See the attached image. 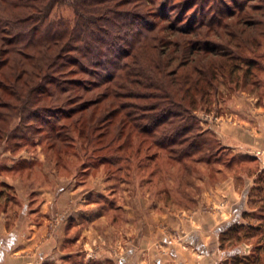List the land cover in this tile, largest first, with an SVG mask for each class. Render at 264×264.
<instances>
[{"label": "trees", "instance_id": "16d2710c", "mask_svg": "<svg viewBox=\"0 0 264 264\" xmlns=\"http://www.w3.org/2000/svg\"><path fill=\"white\" fill-rule=\"evenodd\" d=\"M234 3L237 10L226 0H0V147L5 140L30 139L19 135L14 121L64 113L78 115L67 132L74 129L99 148L125 147L131 124L170 159L203 151L210 139L194 131L193 111L217 100L222 86L232 88L235 76L237 86L242 80L258 86L263 79L264 0ZM63 6L72 8V17L58 14ZM168 6L188 21L179 24ZM90 91L94 95L84 100ZM49 126L48 149L64 160V127ZM237 156L256 164L251 155ZM226 230L258 239L255 255H237V264H264V224L237 222Z\"/></svg>", "mask_w": 264, "mask_h": 264}, {"label": "rangeland", "instance_id": "374dc122", "mask_svg": "<svg viewBox=\"0 0 264 264\" xmlns=\"http://www.w3.org/2000/svg\"><path fill=\"white\" fill-rule=\"evenodd\" d=\"M226 2L229 8L237 10L234 0ZM172 9L168 6L170 14L181 20V14ZM193 11H188V17ZM58 14L72 17L73 10L63 6ZM187 21L185 17L179 24ZM164 34L170 35L169 32ZM258 76L263 78L258 86L256 83L247 85L243 80L237 86L235 76L232 88L222 86L217 100L210 106L193 111L197 118L194 120V131L204 130L210 141L203 151H194L192 153L195 154L186 159L179 153L180 159H170L168 151L155 146L148 134L140 133L139 137V132L131 124L127 126L126 133L133 134L125 147L119 149L115 144L107 149L96 147L93 142L89 144L84 138H77L74 129V133L67 132L69 123L76 120L77 114L67 118L64 113L60 116L52 113L46 114L48 118L45 120L14 121L12 126H19V135L28 134L30 139L5 140L0 147V216H6L11 228L30 229L29 214L33 213L35 225L32 232L38 233L34 241L41 244L47 231L52 230V234L55 232L49 224H39L42 215L49 211L50 215L53 214L50 221L57 224L61 208L75 195L82 209L98 212L96 217L92 214L90 221L83 220L80 228L82 234L89 235V243L98 245V248L92 249V258L98 261L92 264H127L124 259H120L122 254L125 257L134 254V257L139 258L142 253H146L147 256L151 241L164 243L168 240L174 241L173 245L178 249L193 251L199 260L203 255L194 244L199 247L196 240L200 232H204L207 239L220 244V250H216L218 254L212 255L218 264H237V255H255L253 251L257 237L248 239L243 232V237L239 238L237 231L230 233L226 229L230 225H237V222L247 226L264 224V168L237 156L233 149L224 150L225 144L219 141L214 130H207L204 120L208 119V115L217 118L224 116L228 120L233 117L237 104L242 107L249 104L250 100L254 106L256 103L258 107H264V73L259 71ZM74 77L87 79L88 76L78 74ZM93 95V91H90L84 100ZM92 110L94 117L100 114L98 109ZM214 117L211 122L217 124L218 120ZM54 123L64 127L62 139L68 138L64 140V145L68 146L66 152L69 156L64 160L59 159L60 155L53 156L48 149L46 132L49 125ZM27 125L32 127L27 128ZM96 125L102 123L99 121ZM102 130L93 134L97 135ZM141 140L145 142L141 143ZM256 155L262 156L261 151ZM198 157H209L213 162L198 165L193 162ZM57 159L61 161L57 163ZM184 163H187V169L183 167ZM163 167L164 170L159 169ZM220 168L221 171L218 170ZM247 174L254 176L248 185L245 180ZM193 178L198 179L191 181ZM199 178L204 181H199ZM173 181L177 182L173 184ZM245 189H248L247 193H244ZM58 196L61 198L60 203L57 201ZM86 196L91 203L86 202ZM243 198L248 200L247 212L250 213L251 209L253 214L244 215L243 219L237 221V205ZM219 199H226L223 200L226 206ZM121 227L124 228L123 233L118 229ZM2 231L4 222L0 218V233ZM182 235H188V242ZM139 240L141 247L137 245ZM126 243L130 246L127 247ZM171 248L173 246L167 249L169 253L172 252ZM202 260V264L206 263Z\"/></svg>", "mask_w": 264, "mask_h": 264}, {"label": "crops", "instance_id": "0c3cea01", "mask_svg": "<svg viewBox=\"0 0 264 264\" xmlns=\"http://www.w3.org/2000/svg\"><path fill=\"white\" fill-rule=\"evenodd\" d=\"M252 102L253 101L250 100L249 104L242 105V107L241 104H237V109L235 108L232 114L233 117L228 118V120L223 118L224 116H221V118L220 116L219 118L213 116L218 120L217 124H214V122H211L213 121V117L208 115V119L204 120V123L207 130L212 129L216 132L217 138L225 144V147L233 149L237 154L251 155L256 158V164H258L260 168H264V107H258L256 103L254 106ZM259 151L262 153L260 157L256 155ZM253 178L254 176L252 175H245L246 184L248 185V181H252ZM232 180L234 181V179ZM247 190L248 189H245L244 193H247ZM58 197L57 201L60 203L61 198L60 196ZM246 197L249 196L246 195ZM85 200L91 203V200L87 199V196ZM223 200L224 199H219L222 204L226 199ZM78 201V197H75V195L71 196L69 203L67 202V205L65 204V206L61 208L62 210L59 212L57 224L50 221L53 219V214L50 215L49 211L42 215V221L39 224H49L50 227L52 226V228L55 229V232L52 234V232H50L52 230L47 231L44 235L45 240L41 244L34 241L38 233L32 232V228L35 225V223H33V213L29 214L28 212L31 220L30 229H18L14 226L11 228L7 222L6 216L4 218L0 216L4 222V231L0 233V264H75L72 263V260L76 259L79 260V263L82 260H85V264L95 263L97 258H92V249H95V247L98 248V245L94 246L92 242L89 243V235H87V233L82 234V229L80 230V228L83 220L90 221L93 215L96 217L98 212L97 210L82 209ZM247 201V199L243 198L237 205V221L244 218V212L247 211L248 206ZM223 206L226 205L223 204ZM250 212H252L251 209ZM118 229L123 233L124 228L121 227ZM219 231H221V229ZM182 236L183 238L185 237V241L188 242V235ZM168 241H164V243L151 241L148 244L147 256L146 253H142L143 255L141 254L139 258L134 257V254L126 255V257L122 254L120 259H124L127 264H202L201 260L205 258L204 260L206 263L204 264H218L217 259L213 258L212 255L218 254L217 251L220 250V244L207 239L204 232L198 233L196 241L199 247L194 244V247L200 249L197 251L204 256H201L202 258L199 260L196 259L193 251L178 249L176 245H173L174 241ZM126 245L127 247L130 246L127 243ZM137 245L141 247V240L137 242ZM170 246H173V248H171V253L167 251ZM145 249H143V251ZM197 255L200 256V254ZM132 256L133 259L131 258Z\"/></svg>", "mask_w": 264, "mask_h": 264}]
</instances>
